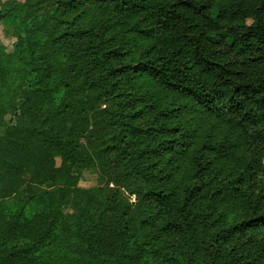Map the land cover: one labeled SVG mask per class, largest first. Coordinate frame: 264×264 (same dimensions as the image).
Segmentation results:
<instances>
[{
	"label": "trees",
	"instance_id": "16d2710c",
	"mask_svg": "<svg viewBox=\"0 0 264 264\" xmlns=\"http://www.w3.org/2000/svg\"><path fill=\"white\" fill-rule=\"evenodd\" d=\"M4 19L0 200L24 175L64 185L0 209V264H264V0H12ZM95 166L104 187L79 188Z\"/></svg>",
	"mask_w": 264,
	"mask_h": 264
},
{
	"label": "rangeland",
	"instance_id": "374dc122",
	"mask_svg": "<svg viewBox=\"0 0 264 264\" xmlns=\"http://www.w3.org/2000/svg\"><path fill=\"white\" fill-rule=\"evenodd\" d=\"M1 1L8 2L12 0H0V11ZM14 1L19 5L23 3V0ZM14 15L21 16L22 9L19 8V11L14 13ZM15 28V22L8 19L0 20V56L2 58L1 61H6L14 51V46L16 43V39L14 36ZM8 119L9 116H6L4 118L5 122H7ZM55 161L56 165L59 166L60 162L58 157L55 158ZM103 171H105V168L95 166L94 168H91L90 171L84 172L79 179L78 187L90 191L104 187L105 179L103 177ZM28 181L29 177L24 175L22 177V181L17 193L7 199L0 200L1 210L6 212H15L21 209H24L26 212L33 211L35 206L31 205V208L29 209V205H26L25 203L27 198L34 195L43 194L45 192L49 194H55L64 185L63 178H58L55 184L49 189L32 187L29 185ZM109 188L112 189V185H109ZM128 199L131 204L135 203V199L133 197ZM78 207L79 203L73 197H68L67 200L58 207V210L60 212V219L63 225H68L72 221V218L75 216Z\"/></svg>",
	"mask_w": 264,
	"mask_h": 264
}]
</instances>
